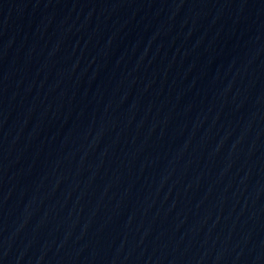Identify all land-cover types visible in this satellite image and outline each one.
Returning <instances> with one entry per match:
<instances>
[{
	"label": "water",
	"instance_id": "95a60500",
	"mask_svg": "<svg viewBox=\"0 0 264 264\" xmlns=\"http://www.w3.org/2000/svg\"><path fill=\"white\" fill-rule=\"evenodd\" d=\"M0 264H264V0H218L33 171Z\"/></svg>",
	"mask_w": 264,
	"mask_h": 264
}]
</instances>
